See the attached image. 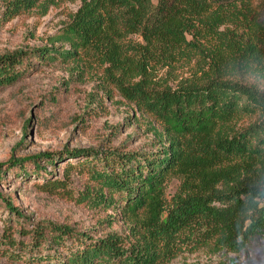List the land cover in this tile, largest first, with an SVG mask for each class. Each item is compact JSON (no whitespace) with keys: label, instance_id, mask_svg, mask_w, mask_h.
Returning <instances> with one entry per match:
<instances>
[{"label":"trees","instance_id":"1","mask_svg":"<svg viewBox=\"0 0 264 264\" xmlns=\"http://www.w3.org/2000/svg\"><path fill=\"white\" fill-rule=\"evenodd\" d=\"M46 1L0 0V22ZM78 1L46 45L0 54V87L35 63L91 58L106 64L122 96L159 123L153 134L165 143L155 150L10 155L0 176L12 168L37 175L65 162L62 179L44 177L39 185L89 208L115 210L131 223L133 240L51 221L27 227L10 197L0 194V207L16 224L0 235L5 253L28 264H158L183 248L237 250L264 234V90L223 78L235 69L264 71V0ZM195 55L208 68L202 81L152 86L160 68ZM72 171L84 178L76 193L66 183ZM171 179L177 185L167 199Z\"/></svg>","mask_w":264,"mask_h":264},{"label":"rangeland","instance_id":"2","mask_svg":"<svg viewBox=\"0 0 264 264\" xmlns=\"http://www.w3.org/2000/svg\"><path fill=\"white\" fill-rule=\"evenodd\" d=\"M258 1L252 0L254 4ZM78 4V0H47L42 6L0 22V54L46 45L59 35ZM104 65L91 58L35 63L19 80L0 87V163L10 155L26 157L64 148L155 150L165 143L153 134V129H160L159 123L113 87ZM206 68L202 57L195 55L172 68H160L152 78V86L165 84L173 88L186 80L200 82ZM223 78L264 90V71L235 69ZM64 163L58 162L57 168L45 165V172L26 177L17 168L5 170L0 176V194L10 197L26 218L27 227L37 221H51L97 237L114 232L133 240L129 234L131 223L115 210L89 208L39 185L44 177L62 179ZM66 183L76 193L84 178L72 171ZM176 185L175 179L167 183V199ZM13 219L0 207V235L5 229L16 227ZM13 238H17L16 232ZM18 257L5 253L4 244L0 243V264H28ZM158 264H264V234L251 236L237 250L216 249L212 245L183 248Z\"/></svg>","mask_w":264,"mask_h":264}]
</instances>
